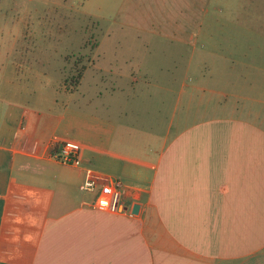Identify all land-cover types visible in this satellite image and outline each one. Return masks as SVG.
<instances>
[{
	"label": "crops",
	"instance_id": "1",
	"mask_svg": "<svg viewBox=\"0 0 264 264\" xmlns=\"http://www.w3.org/2000/svg\"><path fill=\"white\" fill-rule=\"evenodd\" d=\"M0 10V264H264V111L136 122L120 73L80 97L84 74L70 89L25 74L22 16ZM66 137L80 165L50 154ZM87 168L121 179L127 212L90 206Z\"/></svg>",
	"mask_w": 264,
	"mask_h": 264
},
{
	"label": "rangeland",
	"instance_id": "2",
	"mask_svg": "<svg viewBox=\"0 0 264 264\" xmlns=\"http://www.w3.org/2000/svg\"><path fill=\"white\" fill-rule=\"evenodd\" d=\"M0 7L6 24L22 16L25 74L60 77L67 89L84 74L80 97L98 74L104 86L120 73L118 103L135 109L136 122H176L185 110L253 119L264 111V0H0ZM192 79L203 87L187 103ZM160 84L170 88L162 98ZM88 94L96 106L98 95Z\"/></svg>",
	"mask_w": 264,
	"mask_h": 264
},
{
	"label": "built area",
	"instance_id": "3",
	"mask_svg": "<svg viewBox=\"0 0 264 264\" xmlns=\"http://www.w3.org/2000/svg\"><path fill=\"white\" fill-rule=\"evenodd\" d=\"M56 144V145H55ZM50 154L56 159L73 164H81V143L73 138L50 141ZM122 181L119 178L103 175L92 168L86 169L85 178L79 184L83 190L95 191L90 206L111 212H127L128 208L121 198Z\"/></svg>",
	"mask_w": 264,
	"mask_h": 264
},
{
	"label": "water",
	"instance_id": "4",
	"mask_svg": "<svg viewBox=\"0 0 264 264\" xmlns=\"http://www.w3.org/2000/svg\"><path fill=\"white\" fill-rule=\"evenodd\" d=\"M138 208H139V203H134L133 206H132V212H137L138 211Z\"/></svg>",
	"mask_w": 264,
	"mask_h": 264
},
{
	"label": "trees",
	"instance_id": "5",
	"mask_svg": "<svg viewBox=\"0 0 264 264\" xmlns=\"http://www.w3.org/2000/svg\"><path fill=\"white\" fill-rule=\"evenodd\" d=\"M81 76V75H80ZM78 78V77H77ZM78 83V79L74 78L73 79V84H77Z\"/></svg>",
	"mask_w": 264,
	"mask_h": 264
}]
</instances>
